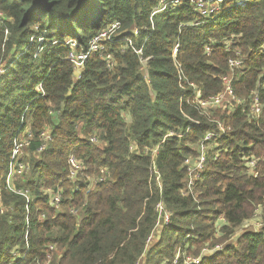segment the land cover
I'll use <instances>...</instances> for the list:
<instances>
[{
  "label": "trees",
  "instance_id": "16d2710c",
  "mask_svg": "<svg viewBox=\"0 0 264 264\" xmlns=\"http://www.w3.org/2000/svg\"><path fill=\"white\" fill-rule=\"evenodd\" d=\"M161 1L0 0V264L17 256L19 264H136L143 256L144 264H173L177 248L200 258L221 245L197 264H264V224L236 237L259 210L264 215V0L225 3L208 18L190 5L152 17ZM114 22L121 36L92 54L76 78L65 41L87 49ZM129 36L143 47L141 57L125 45ZM238 52L234 93H257L263 111L253 118L247 101L209 119L191 84L202 99L221 93ZM141 58H151L147 78ZM24 131L28 147L10 185ZM211 131L206 145L214 149L186 195L183 164ZM71 155L82 165L74 180ZM92 177L102 180L93 189ZM161 200L170 221L147 246Z\"/></svg>",
  "mask_w": 264,
  "mask_h": 264
},
{
  "label": "built area",
  "instance_id": "2783aa9c",
  "mask_svg": "<svg viewBox=\"0 0 264 264\" xmlns=\"http://www.w3.org/2000/svg\"><path fill=\"white\" fill-rule=\"evenodd\" d=\"M252 0H162L160 2L159 7H157L154 12L152 13V17H154L157 14L165 12L168 8H179L183 5H190L191 7L194 8V10L204 18H208L214 13H217L221 10L222 6L225 3H235L239 7H246ZM121 23L119 22H114L110 26L107 27L104 31H102L98 36H96L94 39L90 41L89 47L87 49H81L79 44L71 39H68L65 41V45L69 47L70 53L68 54V61H70L74 69L76 71V78L80 76L84 69L85 62L88 60V58L94 54V53H99L104 51V46L106 43H113L115 40L121 36ZM141 33L140 28H134L131 32V35L134 37H138ZM125 45L129 48L132 49L137 55L140 57L143 55V47L140 48H135L134 43L132 40V37H126L124 39ZM44 38L39 39V43H43ZM56 43V42H55ZM178 52V46L176 45L174 48V55H176ZM207 53L210 54V51L207 50ZM113 55L108 54L106 55V60L108 61L109 67H113L115 63L112 61ZM151 60V58L143 59L141 58V62L143 64V68L146 71V78L148 75V62ZM241 66H243V59L240 57V52L237 53V59L231 60L230 61V71L229 74L223 77L222 82L224 85V89L221 93H219L216 96L210 97L209 99H202L201 92L198 89L197 86L191 84V86L195 89V94L194 98H196V101L198 102V106L200 110L202 111V115L208 116L209 119H213V114L216 112V110H228L230 112L235 111V107L237 104H242L245 105L247 101L250 102L251 105V110H250V116H252L255 119H259L262 111H263V105L260 103L259 100V95L257 93L252 94L248 99H239L237 98L236 94L234 93L232 84L234 80V71L236 69H239ZM5 68L0 67V76L4 73ZM40 90H41V85H40ZM219 124V127L221 129V132H224V127L222 123L217 121ZM174 135V134H170ZM26 135H20L17 138V142L15 144L13 156L11 158V163H10V174H9V183L11 180V177H13L14 172L18 171L16 170L14 166V162H16L17 158L21 155L22 151L27 148L28 142L23 141ZM47 140L51 139L50 134H44ZM216 134L214 132H209L205 139L195 145L193 148L196 149V151L199 153V155L195 158L189 157L186 159L185 163L183 164V167L186 168L187 170V177L185 178V185L186 188L183 189L184 194L189 195L192 193L193 189L195 188L197 184V180L199 179V175L201 172L204 171L205 165H206V155H207V150L208 147H212L214 149V145L210 142L209 145H206L210 140H212ZM93 143L97 142L96 138L91 139ZM147 149L146 151H148ZM152 152L156 158V154L158 153V147L153 148ZM69 165H70V176L71 179L74 180L78 173L82 170V165L78 161V159L71 155L69 157ZM252 166L255 165V163H251ZM25 167L21 165L20 169H24ZM20 171V170H19ZM18 171V172H19ZM16 173V172H15ZM103 175H107L108 172L102 171ZM20 174V172H19ZM17 176V175H15ZM14 176V177H15ZM14 177L12 182L14 181ZM98 180L102 181L100 178H97ZM152 179L154 180L156 186L162 187V179L160 173L157 171L156 167L154 166L153 168V174H152ZM94 183H97V180L94 181ZM11 185V183H10ZM24 194V193H23ZM27 196V195H24ZM53 199L56 203L57 209H59V205L61 203L60 197L56 194H53ZM80 212L79 210H75L73 212L74 216L76 219L80 217ZM156 214H157V219L156 223L154 226V229L149 236L147 240V246H149L156 235H158V232L161 230L163 226L169 223L170 221V212L167 210L165 207L163 201H159V203L156 206ZM264 216L261 210L258 211V214L255 216V218L262 217ZM254 218V219H255ZM264 224V217L262 220V226ZM240 235L237 234L236 237H239ZM26 240L28 239V233L25 235ZM237 238H234L232 242H235ZM209 246V245H208ZM223 246H216L215 248L212 249H205L202 253L201 257L205 256H212L216 254L217 252L221 251ZM52 250H55V247H51ZM200 257V258H201ZM22 258V257H21ZM200 258H193L190 255H188V252L185 250H182L181 248H177L174 254V260L173 264H197L201 260ZM144 256L140 258L139 262L136 264H144ZM10 264H19V256L16 257L14 261Z\"/></svg>",
  "mask_w": 264,
  "mask_h": 264
},
{
  "label": "rangeland",
  "instance_id": "374dc122",
  "mask_svg": "<svg viewBox=\"0 0 264 264\" xmlns=\"http://www.w3.org/2000/svg\"><path fill=\"white\" fill-rule=\"evenodd\" d=\"M29 133V131H24L23 133H22V135H27ZM23 141H25V138L23 139ZM16 172V173H15ZM14 172V175H13V177L15 176V175H19V172L18 171H15ZM13 177H11V180H10V183H12V180H13ZM92 179H94V180H98L97 178H94V177H92ZM93 184V183H92ZM95 184H97V183H94L91 187V189H93L95 186ZM61 204V203H60ZM263 217L264 216H262V217H258V218H255V219H252V220H250V221H247V222H245L244 223V225L241 227V229H239L238 230V234L239 235H241L242 234V232L244 231L243 229H246V230H251V231H254V232H259L262 228H261V226H262V220H263ZM82 216L81 217H79V219H78V221H77V223H80L81 221H82ZM49 263V261H47L46 262V264H48Z\"/></svg>",
  "mask_w": 264,
  "mask_h": 264
},
{
  "label": "water",
  "instance_id": "95a60500",
  "mask_svg": "<svg viewBox=\"0 0 264 264\" xmlns=\"http://www.w3.org/2000/svg\"><path fill=\"white\" fill-rule=\"evenodd\" d=\"M203 257L200 258V260L202 259Z\"/></svg>",
  "mask_w": 264,
  "mask_h": 264
},
{
  "label": "bare ground",
  "instance_id": "6f19581e",
  "mask_svg": "<svg viewBox=\"0 0 264 264\" xmlns=\"http://www.w3.org/2000/svg\"><path fill=\"white\" fill-rule=\"evenodd\" d=\"M28 147V146H27Z\"/></svg>",
  "mask_w": 264,
  "mask_h": 264
}]
</instances>
